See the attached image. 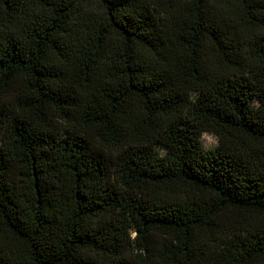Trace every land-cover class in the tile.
Returning <instances> with one entry per match:
<instances>
[{
  "label": "trees",
  "instance_id": "trees-1",
  "mask_svg": "<svg viewBox=\"0 0 264 264\" xmlns=\"http://www.w3.org/2000/svg\"><path fill=\"white\" fill-rule=\"evenodd\" d=\"M0 264H264V0H0Z\"/></svg>",
  "mask_w": 264,
  "mask_h": 264
},
{
  "label": "rangeland",
  "instance_id": "rangeland-1",
  "mask_svg": "<svg viewBox=\"0 0 264 264\" xmlns=\"http://www.w3.org/2000/svg\"><path fill=\"white\" fill-rule=\"evenodd\" d=\"M201 139L205 148L209 149L218 145L217 138L209 133H203Z\"/></svg>",
  "mask_w": 264,
  "mask_h": 264
}]
</instances>
